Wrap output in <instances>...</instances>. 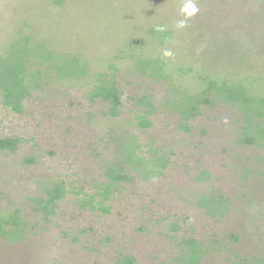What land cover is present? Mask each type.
Here are the masks:
<instances>
[{
	"label": "rangeland",
	"instance_id": "rangeland-1",
	"mask_svg": "<svg viewBox=\"0 0 264 264\" xmlns=\"http://www.w3.org/2000/svg\"><path fill=\"white\" fill-rule=\"evenodd\" d=\"M186 2L0 0V45L29 34L83 54L98 71L144 38L147 54L173 53L164 57L182 88L198 92L199 73L222 74L264 95V0H193L199 11L178 28ZM158 25L171 31L164 44L147 34ZM132 64H117L123 94L117 116L109 113V102L87 99L85 83L59 79L27 97L21 114L0 107V137L28 139L15 152L0 150V212L21 208L30 223L19 242L0 237V264H116L122 255L133 256V264H177L186 235L208 250L200 264L264 259V149L239 144L240 115L222 102L203 107L193 131L180 130L179 116L161 107L172 81L137 75ZM179 66L193 71L181 76ZM147 93L159 109L152 127L140 130L135 97ZM135 132L141 142L172 154L161 176L144 179L132 172L134 180L121 183L108 201L109 213L81 208L74 194L57 202L49 220L32 211L31 199L44 196L57 179L92 189L119 155L118 139ZM206 169L213 176L210 185L195 180ZM210 187L233 201L223 219H211L196 204L195 192ZM171 220L181 225L177 233L170 231Z\"/></svg>",
	"mask_w": 264,
	"mask_h": 264
},
{
	"label": "trees",
	"instance_id": "trees-1",
	"mask_svg": "<svg viewBox=\"0 0 264 264\" xmlns=\"http://www.w3.org/2000/svg\"><path fill=\"white\" fill-rule=\"evenodd\" d=\"M155 27L147 30L150 36L159 39L157 44H164L170 39L171 31L157 32ZM131 45L127 54L121 50L107 59L106 69L94 71L86 57L81 53H71L51 47L46 41H34L29 34L20 33L5 46L0 45V107L10 112L21 114L24 112V100L36 90H41L52 79L83 82L88 86L87 99L90 102L101 100L109 102V113L119 114V107L123 105L120 87L117 82L118 62L131 60V70L137 75L147 77L154 82L172 81L170 95L168 94L162 107L166 112L179 115V128L190 133L193 131L192 121L200 114L203 107H211L217 102L231 106L239 113V144L252 145L264 149V95L249 92L244 80L234 79L219 74L214 77L199 73L201 82L198 92L178 85L174 72L161 52L147 54L143 49L145 39ZM179 66L181 76L189 74L192 69ZM134 124L144 130L152 126L150 115L158 111L152 94H141L135 97ZM24 140L19 136L0 137V150L15 152ZM121 150L116 159L106 165L104 179L97 181L92 189L85 190L84 186L67 183L64 179H57L45 188L44 196L31 199L34 209L49 220L56 213L57 202L74 194L81 208L109 213L111 205L108 201L113 197L116 189L123 182H131L135 172L144 179L156 178L164 173L171 160L172 154L150 144L138 141L136 134L129 133L122 137ZM150 155H146L145 153ZM31 161L27 159L26 162ZM250 173L246 170V175ZM246 178V177H245ZM195 180L213 181V176L206 169L200 171ZM197 206L205 211L211 219L225 218L233 209V201L219 189L210 187L207 190L195 192ZM30 223L25 218L21 208L8 212H0V237L11 241H21ZM181 225L178 220H171L170 231L178 232ZM236 238V237H235ZM109 240V238H106ZM213 244L220 245L219 240ZM180 252L177 264H200L208 253L205 244L193 235L183 236L179 244ZM245 260L244 264H264V259L253 257ZM134 258L122 255L116 264H133Z\"/></svg>",
	"mask_w": 264,
	"mask_h": 264
},
{
	"label": "clouds",
	"instance_id": "clouds-1",
	"mask_svg": "<svg viewBox=\"0 0 264 264\" xmlns=\"http://www.w3.org/2000/svg\"><path fill=\"white\" fill-rule=\"evenodd\" d=\"M199 11V9L197 8L196 4L193 2V0H187V2L184 4V6L181 9L182 14H184V19L180 20L177 23V27L178 28H184L187 26V20L191 17H193L194 15L197 14V12ZM157 32H164L166 30L165 26L163 25H158L156 26L155 29ZM163 55L165 57H171L173 55V53L170 50H165L163 52Z\"/></svg>",
	"mask_w": 264,
	"mask_h": 264
},
{
	"label": "flooded vegetation",
	"instance_id": "flooded-vegetation-1",
	"mask_svg": "<svg viewBox=\"0 0 264 264\" xmlns=\"http://www.w3.org/2000/svg\"><path fill=\"white\" fill-rule=\"evenodd\" d=\"M169 95H170V92H169ZM165 97H167V95L165 96ZM164 97V99H163V101H162V103L161 104H165V102H166V98ZM122 101H123V99H122ZM136 104V103H135ZM161 107H162V105H161ZM159 109V108H158ZM164 108L162 107V110H163ZM165 110V109H164ZM136 111V110H135ZM164 112H166V111H164ZM166 113H169V112H166ZM170 114H177V113H170ZM154 115V114H153ZM153 115H150V118H151V120H152V116ZM178 115V114H177ZM179 116V115H178ZM153 122V121H152ZM180 123V122H179ZM179 125V124H178ZM136 126V125H135ZM137 127V126H136ZM152 126H150L149 128H151ZM138 128V127H137ZM149 128H146V129H144V130H147V129H149ZM178 128H179V126H178ZM138 129H140V128H138ZM180 129V128H179ZM140 130H142V129H140ZM185 132V131H184ZM132 134V133H131ZM133 134H136L137 136H138V134L135 132V133H133ZM128 135V133H126L125 135H122V137H126ZM122 137H120L119 139H118V143H119V150H121V140H122ZM28 139H26V138H24V140L22 141V143L21 144H23V143H25L26 141H27ZM138 141L141 143V144H145V149H149L150 148V144H153L152 142H147V143H145V142H141L140 140H139V138H138ZM154 145V144H153ZM154 147L155 148H157V149H159V150H161V152L160 153H162L164 150H163V148H160V147H157V146H155L154 145ZM164 152H166V151H164ZM168 153V152H167ZM147 156L148 155H150V154H148L147 152L145 153ZM171 163V160H170V162L168 163V165H167V167L169 166V164ZM166 167V168H167ZM166 168H165V170H166ZM164 170V171H165ZM32 211L33 212H37V213H39L37 210H35L34 209V206L32 205ZM41 214V213H40ZM42 215V214H41Z\"/></svg>",
	"mask_w": 264,
	"mask_h": 264
}]
</instances>
